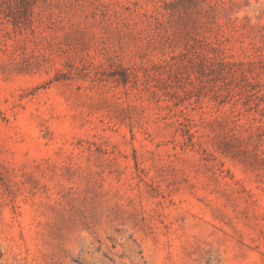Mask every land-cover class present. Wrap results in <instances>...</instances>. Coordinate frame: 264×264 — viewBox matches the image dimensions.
Instances as JSON below:
<instances>
[{"label": "rangeland", "instance_id": "rangeland-1", "mask_svg": "<svg viewBox=\"0 0 264 264\" xmlns=\"http://www.w3.org/2000/svg\"><path fill=\"white\" fill-rule=\"evenodd\" d=\"M0 264H264V0H0Z\"/></svg>", "mask_w": 264, "mask_h": 264}]
</instances>
